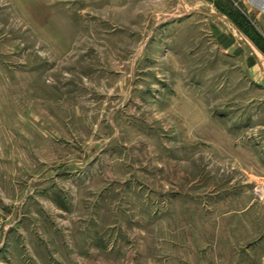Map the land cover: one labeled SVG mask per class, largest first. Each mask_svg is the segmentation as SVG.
Returning <instances> with one entry per match:
<instances>
[{
  "label": "rangeland",
  "instance_id": "1",
  "mask_svg": "<svg viewBox=\"0 0 264 264\" xmlns=\"http://www.w3.org/2000/svg\"><path fill=\"white\" fill-rule=\"evenodd\" d=\"M231 1L0 0V264H264V55L217 44Z\"/></svg>",
  "mask_w": 264,
  "mask_h": 264
},
{
  "label": "crops",
  "instance_id": "2",
  "mask_svg": "<svg viewBox=\"0 0 264 264\" xmlns=\"http://www.w3.org/2000/svg\"><path fill=\"white\" fill-rule=\"evenodd\" d=\"M229 3L223 12L229 24L221 20L212 23L213 35L219 47L252 66L258 56L264 55V0H232Z\"/></svg>",
  "mask_w": 264,
  "mask_h": 264
},
{
  "label": "trees",
  "instance_id": "3",
  "mask_svg": "<svg viewBox=\"0 0 264 264\" xmlns=\"http://www.w3.org/2000/svg\"><path fill=\"white\" fill-rule=\"evenodd\" d=\"M246 31V30H245Z\"/></svg>",
  "mask_w": 264,
  "mask_h": 264
}]
</instances>
